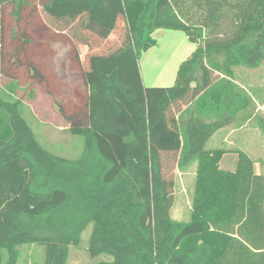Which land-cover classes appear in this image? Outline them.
Returning a JSON list of instances; mask_svg holds the SVG:
<instances>
[{"label": "trees", "instance_id": "1", "mask_svg": "<svg viewBox=\"0 0 264 264\" xmlns=\"http://www.w3.org/2000/svg\"><path fill=\"white\" fill-rule=\"evenodd\" d=\"M38 7L66 25L86 17L87 32L96 16L120 9L126 42L108 55L89 49L84 68L76 43L51 33L79 67L66 94L32 55ZM157 29L184 31L197 45L172 87H144L139 75ZM0 51V264H17L27 244L45 247V264H67L89 225V256L112 257L96 264H264V176L242 150L230 171L220 166L225 151L207 148L218 132L253 120L264 133V97L235 74L264 64V0H0ZM22 83L29 96L36 87L49 95L83 137L78 158L41 144L16 96ZM171 153L180 173L194 170L186 222L171 214Z\"/></svg>", "mask_w": 264, "mask_h": 264}, {"label": "rangeland", "instance_id": "2", "mask_svg": "<svg viewBox=\"0 0 264 264\" xmlns=\"http://www.w3.org/2000/svg\"><path fill=\"white\" fill-rule=\"evenodd\" d=\"M108 12L96 16L94 27L84 32L91 42L85 52H82L83 45L76 43L80 52L79 65L81 67H87L86 57L90 55L89 49L92 52L108 55L119 51L126 42L128 29L120 9H110ZM54 30L55 27L49 30L50 38H47L46 42L40 41L41 38L37 36L35 30L32 55L47 60L50 71H55L58 83L64 88L65 93L69 94L79 81V67L71 63L70 45L51 37ZM62 30L65 32L64 35L72 36L73 34V29L68 27ZM152 38L156 40V45L144 52L139 60L142 85L144 87H172L180 65L191 56L197 45L189 40L186 32L181 30L157 29L152 33ZM86 51L89 52L86 54ZM235 74L239 82L245 84L250 91L257 90L259 95L264 97V64L256 69L237 67ZM6 82L7 78L3 77L2 85ZM27 85V83H22L16 96L24 100L26 104L24 116L41 144L58 156L69 159L78 158L84 146L83 137L73 136L68 131V124L59 114L49 95L36 87L33 90L34 95L29 96V90L24 91ZM257 112L264 118V103L257 101ZM207 148L225 151L220 166L230 171L236 168L238 159L236 151L242 150L256 162V172L264 176V133L257 127L254 120L242 129L229 127L218 132L210 140ZM178 156V153L165 155L164 170L167 179L174 183L172 217L177 221L186 222L190 219L195 177L194 170L186 173L178 171L176 166ZM92 228L93 226L89 225L83 232L79 247L70 248L67 264H96L112 260V257L108 255H101L94 259L89 256L88 248ZM20 251L21 256L17 264H45L44 246L27 244L21 246Z\"/></svg>", "mask_w": 264, "mask_h": 264}, {"label": "crops", "instance_id": "3", "mask_svg": "<svg viewBox=\"0 0 264 264\" xmlns=\"http://www.w3.org/2000/svg\"><path fill=\"white\" fill-rule=\"evenodd\" d=\"M38 10H39V16H38L39 18H38V20L34 21L33 23H31L29 25L31 26V28H33V34H35V30H36L37 36H40L39 38H41L40 41L46 42V39L50 38V34H49V30L48 29H50L52 27H55V30H54L55 33H57V34L58 33L59 34L60 33L61 34H65V32L62 29H64L65 27H68L69 29H73V34H72V36L71 35H67V36L74 43H86L87 38H88V36L85 35V33L87 31L84 30V25L87 24V22H88V20H86L87 19L86 17L83 18V19L82 18H78L77 20L73 21L71 24L66 25L63 21L57 20V19H53V18L49 17L48 15H46L42 11L41 7H38ZM27 21H25V22H27ZM26 24H28V23H26ZM51 37H52V35H51ZM86 48H88V45H83V49H82L83 51L82 52H85ZM87 52L88 51H86V54H87ZM39 60L43 64L46 65V68L50 69V67L47 64V60H45L43 57L42 58L40 57ZM45 71H46V69H45ZM236 83L239 84L242 87H246L245 84H242L241 82H239V80L237 78H236ZM259 107L262 108L261 106H259ZM256 165H257L256 162H254L255 168H256ZM257 174H259V173H257Z\"/></svg>", "mask_w": 264, "mask_h": 264}]
</instances>
